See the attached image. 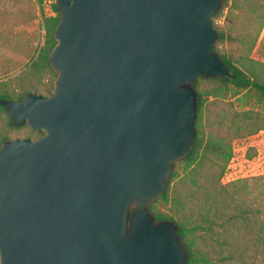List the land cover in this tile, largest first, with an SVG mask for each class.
<instances>
[{"label": "water", "instance_id": "obj_1", "mask_svg": "<svg viewBox=\"0 0 264 264\" xmlns=\"http://www.w3.org/2000/svg\"><path fill=\"white\" fill-rule=\"evenodd\" d=\"M48 95L0 99L39 135L0 143V264H188L148 209L192 148L222 0H53Z\"/></svg>", "mask_w": 264, "mask_h": 264}, {"label": "rangeland", "instance_id": "obj_2", "mask_svg": "<svg viewBox=\"0 0 264 264\" xmlns=\"http://www.w3.org/2000/svg\"><path fill=\"white\" fill-rule=\"evenodd\" d=\"M231 1L220 7L213 17V27L225 34V39H216L214 50L229 58L251 80L264 84V65H261L264 64V23L260 28L258 17L263 10L255 8V0H236L239 8L230 10ZM52 3L53 0H0V81L7 82L8 92L13 97L23 90L22 84L28 86L26 82L36 88H31L30 92L48 95L53 91L56 75L45 72L38 76L30 68L43 41L40 13L43 16L54 14ZM255 35V44L249 51L248 44ZM225 85L216 77H199L193 88L200 92L204 103L200 124L202 144L212 136L221 138L224 148L229 146L232 150L233 159L225 167L230 165L226 173L229 179L224 183L216 180L224 164L223 156L209 151L201 155L200 147L199 174L195 176L198 185L189 180V166L182 159L178 160L172 170L176 175L167 188V199L159 197L153 204L155 212L171 216L172 221H180L187 227L199 221L197 206L204 195L221 199L226 190H247L240 198L252 208L264 209V96L253 86L240 88L230 82ZM3 88L1 84L0 91ZM234 114L239 117L245 114L248 119L225 128L214 124L216 116L231 118ZM7 120V114L0 109V139L3 136L34 139L39 135L26 125L9 126ZM238 126H243L240 131L236 130ZM255 127L260 129L254 130ZM249 128L255 133L249 135ZM220 188L225 190L222 192ZM176 198L184 204L182 209L174 201ZM225 198L229 211L235 212L238 200ZM215 221L212 232L198 230L193 234L195 246L205 250L211 261L228 251L222 244L228 233L219 225L221 220Z\"/></svg>", "mask_w": 264, "mask_h": 264}, {"label": "trees", "instance_id": "obj_3", "mask_svg": "<svg viewBox=\"0 0 264 264\" xmlns=\"http://www.w3.org/2000/svg\"><path fill=\"white\" fill-rule=\"evenodd\" d=\"M41 2V0H38ZM228 0H222V6L227 2ZM256 7L255 8H261L263 11L258 16L259 17V24L260 28L262 24L264 23V0H255ZM239 4L236 0L231 1L230 10L238 9ZM52 10L54 11V14L49 16H43L42 13H40V19H41V25L43 29V41L42 44L39 47V52L37 55V58L32 62L30 68L33 70V74L41 76L45 72H50L53 75H56L54 70L52 69L49 61H48V54L53 47V45L56 43L54 39V29L59 21V12L53 3L51 4ZM231 14V13H230ZM230 14L227 15V18L230 19ZM258 31V30H257ZM217 39L223 40L225 39V34L222 31H217ZM256 41V35L250 40L247 49L250 51L252 47L254 46ZM220 57L222 60L226 63V65L229 67L231 73L234 75L232 78L229 77H216L219 81L222 82V84H226L227 82L232 83L235 87L240 88H246L253 86L258 90V92L264 96V84H261L259 82H256L254 80H251L249 77H247L242 70L237 68L229 58L224 56L223 54H220ZM264 65V64H261ZM4 85V88L2 91H0V99H19L21 98L25 93L30 92L31 88H35V86L31 83L26 84L28 86H25L22 84V91L18 92L15 97L11 95L10 92H8V86L6 85V81H0V85ZM226 86V85H225ZM197 94V108H196V117L194 122V127L196 130L195 138L193 141V145L191 150L189 151V154L182 159L186 166L188 167L187 174L189 175V180L193 183V185L197 186V182L195 181V176L199 174V160L198 157V150L200 147H202L201 155H205V151H209L213 154H221L223 156V166L219 169L218 175H217V182H220L221 176L225 170V167L232 157V150L230 151V147L224 148L222 145L221 138H213L212 136H209V138L206 140L205 144H202V135L200 131V124L202 120L203 110H204V103L202 100V96L199 91H196ZM0 109L3 110L5 113L4 107L0 104ZM7 114V113H6ZM8 117V115H7ZM248 117L245 114H242L241 117H239L237 114H234L231 116V118H227L223 115L216 116L214 124L220 126V127H229L232 125H235L237 122H241L247 120ZM7 123L9 126H12L9 117L7 120ZM14 126V125H13ZM243 127V126H242ZM241 126L237 127V131H240L242 129ZM260 129L259 127H255L254 130ZM254 130H248V134L252 135L255 132ZM7 139L6 136H3L0 139V143ZM176 175L175 172L172 171L166 190L163 194H161L159 197L166 200L167 199V188L169 186V183L173 179V177ZM223 185V184H222ZM220 191L223 192L225 190L224 188H220ZM245 191L240 190H234L233 192L225 191V196L229 199H232V201L238 200L237 207L235 212L231 213L228 209L229 204L226 202L225 196L221 199H218L216 197H209L208 195H204L202 202L198 203L197 206V213H198V219L199 221L197 223H194L192 226L187 227L183 225L180 221H175V224L177 225V233L180 235L182 243L184 244L187 254H188V264H264V209L260 210L259 208H252L249 206L248 202L244 198H240L241 193H247ZM262 194L264 195V190L262 191ZM158 197V198H159ZM157 198V199H158ZM155 201V200H154ZM154 201L151 202L148 206V209L151 211V213L154 215L156 220H165L170 219L173 220L171 216H166L164 214L158 213L154 211ZM176 204L180 206L182 209L184 207V204L182 201L179 200V198L174 199ZM221 220L220 226L224 228L225 232L228 233V236H222V244L226 245L227 247V253L223 254L221 256H218V258L214 261H211L208 257V254L205 250H201L199 247L195 246V238L193 234L195 231H206V232H212L213 224L216 222L215 220Z\"/></svg>", "mask_w": 264, "mask_h": 264}, {"label": "built area", "instance_id": "obj_4", "mask_svg": "<svg viewBox=\"0 0 264 264\" xmlns=\"http://www.w3.org/2000/svg\"><path fill=\"white\" fill-rule=\"evenodd\" d=\"M232 159H233V158L231 157L229 161H232ZM229 166H230V165H228V167L224 170V172H223V174H222V176H221V179H220V180H221L223 183H224L225 179H227V180L229 179L228 176H227V174H226L227 171H228V169H229Z\"/></svg>", "mask_w": 264, "mask_h": 264}]
</instances>
